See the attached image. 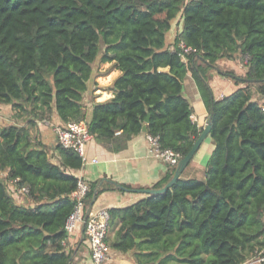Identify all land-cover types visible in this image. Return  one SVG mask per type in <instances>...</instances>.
<instances>
[{
	"label": "trees",
	"instance_id": "1",
	"mask_svg": "<svg viewBox=\"0 0 264 264\" xmlns=\"http://www.w3.org/2000/svg\"><path fill=\"white\" fill-rule=\"evenodd\" d=\"M180 43L193 51L185 62ZM98 57L120 75L114 97L93 103L87 117ZM223 58L245 59L244 78L258 82L232 76L244 86L214 101L205 72ZM187 73L212 116L204 178H179L163 194L109 210L106 243L133 251L136 264H244L264 256V111L251 90L264 97V0H0V104L30 125L55 112L63 124L85 121L94 141L118 149L146 126L161 150L184 157L201 132L181 94ZM55 149L60 167L35 149L29 128L0 129V171L28 189L18 205L0 179V264L70 263L63 227L81 159Z\"/></svg>",
	"mask_w": 264,
	"mask_h": 264
},
{
	"label": "crops",
	"instance_id": "2",
	"mask_svg": "<svg viewBox=\"0 0 264 264\" xmlns=\"http://www.w3.org/2000/svg\"><path fill=\"white\" fill-rule=\"evenodd\" d=\"M170 43L168 42L167 44L170 45ZM196 64L203 68L205 67L204 64H201L200 60H197ZM236 64L237 59L223 58L217 61L214 68H208L206 70V82L214 101H219L224 96L230 95L238 86H244L243 83L237 86L232 78V76H236L240 79H245L246 68L243 74H241V71H233L234 74L231 73L232 69L235 70ZM106 65H110L113 71H108L106 78L102 81L103 83L101 82L100 85L94 88L92 93L93 101L89 102V100H85L87 117L91 115L93 103L108 101L115 95L112 84L120 75V72L116 69L114 63H106ZM166 70L162 69L161 71ZM95 92L97 93L95 94ZM181 92L191 107V121L202 130L210 114L203 104L200 92L190 73H187L184 78ZM252 98L261 105L264 104V97L253 94ZM0 106L8 107L3 108V115H0V123H4V125L0 124V129L10 125L29 128V134L34 141L35 149H44L50 163L60 167L61 159L55 149L56 143L53 128L56 125H63V123L59 121L55 112H53L49 120H33L34 125H30V119L24 120L23 118H18L16 110L11 108L10 105L0 104ZM4 113H7V115H4ZM146 135V133L141 132L133 136L121 149L117 148L118 143H107L106 145L94 140L86 145L85 155L89 163L81 170L73 171L72 173L76 175L77 172H80L91 185L95 184V187L98 186V193L91 213H97L102 210L122 209L143 199L146 195L133 191L154 189V185L160 182L170 171V167L166 166L161 160L147 155L148 143ZM213 147V143L208 135L194 155L192 161L182 172L180 178L184 180H203L205 165L213 151ZM92 160H95V163H91ZM2 176L6 179L7 171H0V177ZM5 182L8 187V194L13 198L15 203L18 205L23 204L24 201L26 203L25 196H12L10 194L11 187L8 183L9 181L5 180ZM116 185L125 190L117 188ZM89 204H87L86 209ZM29 205H31L30 202ZM118 227L119 224L108 233L109 242L113 240ZM80 237L79 228L67 243V248L73 251L69 264H91L86 240L84 239L81 242ZM107 244L109 247V243ZM133 255V251L120 253L109 247L107 264H136Z\"/></svg>",
	"mask_w": 264,
	"mask_h": 264
},
{
	"label": "built area",
	"instance_id": "3",
	"mask_svg": "<svg viewBox=\"0 0 264 264\" xmlns=\"http://www.w3.org/2000/svg\"><path fill=\"white\" fill-rule=\"evenodd\" d=\"M179 49L183 61L193 51L180 43ZM264 111V104L262 105ZM55 134V143L64 149L74 151L81 159V170L88 163L85 155V147L88 143L93 141V135L88 131L87 123L85 121L69 122L66 124L56 125L53 128ZM148 143L147 155L161 160L166 166L175 168L178 161L182 158L179 154L171 150H161L159 148L156 138L146 135ZM91 163H95L92 160ZM76 189L70 194V199L74 202L73 211L68 217L63 227L66 234V243L78 231L83 223V218L86 210V197L90 191V182L77 172ZM19 179L9 180L12 196H26L28 189L24 186L18 185ZM110 216L106 210L97 213H90L84 228V238L88 245L89 258L91 264H107L109 258V247L106 243L108 222ZM244 264H264V256L262 252L258 253L253 259L248 260Z\"/></svg>",
	"mask_w": 264,
	"mask_h": 264
},
{
	"label": "water",
	"instance_id": "4",
	"mask_svg": "<svg viewBox=\"0 0 264 264\" xmlns=\"http://www.w3.org/2000/svg\"><path fill=\"white\" fill-rule=\"evenodd\" d=\"M244 82H247L249 84H253V83H257V80H249V79H242ZM182 93V92H181ZM212 127V116L211 114L209 115L207 122L205 124V126L202 128L198 138L195 140V142L193 143L192 147L190 148V150L188 151V153L182 157L177 165L174 168V173L173 176L171 177V179L161 188L159 189H143V190H135L133 192L136 193H140V194H144L146 196H150V195H158V194H163L165 193L170 187L173 186V184L176 182L177 179L180 178L182 172L184 171V169L189 165V163L192 161L194 155L196 154V152L198 151V149L200 148L201 144L203 143V141L207 138V136L210 133ZM142 132L146 133V126H144L142 128ZM117 188L121 189V190H125L120 186H117ZM98 193V186H96L93 190V197L92 200L88 206V208L85 210V214H84V218H83V223L80 226V241L82 242L84 240V228H85V223L86 220L89 216V214L92 212V206L93 203L95 201L96 195ZM136 243L139 242V240H135Z\"/></svg>",
	"mask_w": 264,
	"mask_h": 264
},
{
	"label": "rangeland",
	"instance_id": "5",
	"mask_svg": "<svg viewBox=\"0 0 264 264\" xmlns=\"http://www.w3.org/2000/svg\"><path fill=\"white\" fill-rule=\"evenodd\" d=\"M102 46V45H101ZM238 66V68H237ZM110 65H106V64H100L99 63V57L96 59V61L92 64V79L91 82L89 83V87H88V93H86L85 97H84V101L85 100H89V102L93 101L92 99V93L93 90L96 86L100 85L101 82L106 78V75L108 74V71L111 70ZM247 67V61L245 59L242 58H238L237 60V64H236V68L235 70L232 69L231 73L234 74L233 71H241V74L244 73L245 68ZM113 71V70H111ZM110 71V72H111ZM229 71V70H228ZM103 83V82H102ZM251 90L254 94H256V86L252 85L251 86ZM98 92V91H97ZM95 92V94L97 93ZM3 108H8L7 106H0V115H3ZM28 109V108H27ZM16 110V109H15ZM7 111V110H6ZM4 115H7V113H4ZM16 115L18 116V118H23L24 120L28 119L29 120V116L26 115L24 112H22L21 110H16ZM3 119V118H2ZM1 125H4V123H0ZM8 124V123H6ZM1 180H4V177H0Z\"/></svg>",
	"mask_w": 264,
	"mask_h": 264
}]
</instances>
